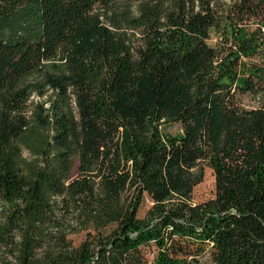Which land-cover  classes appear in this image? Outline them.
Returning a JSON list of instances; mask_svg holds the SVG:
<instances>
[{"label": "trees", "instance_id": "16d2710c", "mask_svg": "<svg viewBox=\"0 0 264 264\" xmlns=\"http://www.w3.org/2000/svg\"><path fill=\"white\" fill-rule=\"evenodd\" d=\"M0 264H264V0H0Z\"/></svg>", "mask_w": 264, "mask_h": 264}, {"label": "rangeland", "instance_id": "374dc122", "mask_svg": "<svg viewBox=\"0 0 264 264\" xmlns=\"http://www.w3.org/2000/svg\"><path fill=\"white\" fill-rule=\"evenodd\" d=\"M224 1L229 2L230 0H224ZM209 43L212 46H214L216 44V37L214 34L212 35L211 41ZM36 101H38V99H36ZM253 107H255V105L252 101H250L249 99H244L243 103L241 104V106L239 108V113L242 114L244 111L250 110ZM177 130H178V128L174 127V128H172L171 132L175 134ZM30 157H31V155L28 152V150L24 149L23 150V159L28 160V159H30ZM134 187H135V184L132 180L131 175L127 174L126 178L123 182V201L124 202L130 201V198H131L132 193L134 191ZM214 193H215V180H214V177H213V174L211 173V171L209 169H206L204 182L195 190V194H194L195 200L197 202H202V201L208 200L214 196ZM151 207H152V201L149 199V197L145 196L142 207L140 209L139 216L141 218H143L146 215L147 211ZM111 229H113V227L104 231V234H108ZM85 239H86L85 233L70 237V240L75 245H79ZM3 258L7 259L8 261L11 260L10 256H4Z\"/></svg>", "mask_w": 264, "mask_h": 264}]
</instances>
